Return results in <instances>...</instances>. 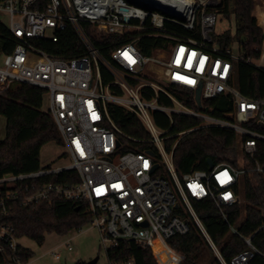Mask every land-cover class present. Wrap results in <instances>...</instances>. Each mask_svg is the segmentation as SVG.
I'll return each mask as SVG.
<instances>
[{"label": "built area", "instance_id": "built-area-1", "mask_svg": "<svg viewBox=\"0 0 264 264\" xmlns=\"http://www.w3.org/2000/svg\"><path fill=\"white\" fill-rule=\"evenodd\" d=\"M165 11L147 0H2L0 13L8 16V35L0 41V90L15 85H31L44 90L43 99L58 129L64 148V165H47L30 173L0 176V216L10 217L13 206L30 207L53 199L77 201L86 206L87 222L96 228L104 248L121 242L152 247L155 240L165 243L176 235L187 234L194 222L205 236L221 264H248L255 256L264 255L243 238L246 249L229 262L210 240L198 218L191 200H210L226 219L225 209L239 201L236 191L243 175L254 171L264 175V167L255 158L257 142L264 143V98L243 96L233 80L234 57L214 36L217 15L207 10L208 0L176 1ZM264 34V6L255 17ZM149 21L153 36L169 40L164 49L144 56L135 45L138 38L119 45L109 58L102 55L86 34L82 23H93L108 33H122L137 23ZM171 24L186 33L165 31ZM72 27L85 53L66 58L37 48L35 40L58 41V33ZM12 40L10 52L5 53ZM157 51L164 55L158 56ZM247 62L264 69V52L257 60ZM160 71L156 74L155 69ZM104 69L112 78L104 83ZM119 87L121 93L111 89ZM175 85L195 93L200 89L198 109L190 108L168 91ZM151 89L152 100L142 96ZM159 93L172 102L171 107L159 105ZM223 97L232 105L224 118L213 115L214 107L204 110L203 101ZM120 106L134 114L145 125L150 138L143 142L155 147L143 151L119 150L117 133L108 105ZM168 117L181 115L201 121L203 127H219L232 131L239 150L254 163L252 168L234 167L229 163L213 165L212 169L194 170L178 175L172 154L178 140L194 129L167 135L158 130L153 112ZM112 128H110V127ZM259 129V130H258ZM176 141L170 151L167 139ZM151 151L153 154H149ZM76 171L79 181L72 185L44 183L36 180ZM168 171L167 176L164 171ZM33 182V183H31ZM178 212V213H177ZM237 234L235 229H232ZM18 238L9 222L0 224V259L3 264H27L17 254ZM69 243V240L66 241ZM71 248L68 247V250ZM56 259L59 254L52 252ZM131 264V262L122 263Z\"/></svg>", "mask_w": 264, "mask_h": 264}, {"label": "trees", "instance_id": "trees-1", "mask_svg": "<svg viewBox=\"0 0 264 264\" xmlns=\"http://www.w3.org/2000/svg\"><path fill=\"white\" fill-rule=\"evenodd\" d=\"M209 2L216 4L209 3L207 10L213 11L217 16L229 18L230 14L234 15L235 37L241 39L239 49L240 57L243 58L234 63V84L247 98H264V69L246 61L257 60L264 48V34L253 16L255 0H211ZM133 24L134 27L117 34L108 33L103 27L93 23H82V26L106 58H109L111 51L116 47L134 38H138L135 45L144 56H151L156 50L164 49V44L169 42L164 37L153 36L149 21H146L143 27H139L136 22ZM165 28V31L186 33L183 29L171 24H166ZM7 33L6 26L0 21V41L7 38ZM219 37L223 47L231 44L232 37L229 31L223 32ZM32 43L47 53L66 58L85 53V48L72 27L60 31L57 42L35 40ZM14 44L15 41L12 40L8 49L4 48L3 51L10 52ZM102 76L104 83L112 80L104 69H102ZM111 89L121 93L116 85H111ZM167 91L186 106L198 109L192 91L175 85H169ZM43 94V89L31 85H15L0 90V116L5 119V137L0 140V176L37 171L41 167L42 147L50 142L62 145L52 116L42 110ZM142 96L146 100H152L155 95L151 89L145 88L142 90ZM157 103L166 107L173 105V102L162 93L158 94ZM202 107L204 110L214 107L213 115L218 118H224L232 111L231 103L223 97L203 101ZM108 113L120 132L117 133V141L121 152L143 151L148 148L156 152L155 147L143 142L150 138V134L136 114L113 104L108 105ZM152 120L158 129L168 131L167 135L194 129L183 135L174 147L172 162L178 175L194 170L207 171L208 159L213 165L229 163L237 168L254 166V163L239 150L238 139L228 129L219 127L196 129L201 124L198 119L181 115L168 117L156 111L152 113ZM175 141V138L167 139L165 149L170 151ZM255 158L264 167L263 142H257ZM36 181L35 183L42 181L72 185L77 183L79 178L76 171L68 170ZM241 183L242 188L238 187L236 191L238 196L242 193L243 201H238L225 209L226 219L221 216L212 201L191 200L210 240L219 249L225 262H229L232 257L246 249L242 237L251 238L253 245L264 255V175L249 171L243 175ZM86 214V206L81 202L53 199L30 207L16 204L9 218L4 219L0 216V224L11 223L16 229L18 239L26 237L41 245L47 234L65 236L73 230H80L88 221ZM232 229H235L237 234H234ZM166 244L183 259L180 261V257L159 240L152 243L153 252L149 246L120 241L117 246L106 250L107 264L127 262L131 264H198L204 259L205 253L211 257L209 264H221L194 222L190 223L187 234L173 236L166 241ZM17 254L26 263L33 256L31 250L21 245L18 247ZM3 263L4 260L0 259V264ZM248 264H264V257L257 255Z\"/></svg>", "mask_w": 264, "mask_h": 264}, {"label": "rangeland", "instance_id": "rangeland-1", "mask_svg": "<svg viewBox=\"0 0 264 264\" xmlns=\"http://www.w3.org/2000/svg\"><path fill=\"white\" fill-rule=\"evenodd\" d=\"M209 1L211 0H208V3H215ZM261 7L262 0H255V9L253 12L254 17H256L257 10ZM0 21L4 25H7L9 23L8 16L4 13H0ZM234 24L235 22L233 14H230L229 18L217 16V22L214 27V36L219 37L223 32L229 31L232 37L230 50L232 52V55L236 58L240 56L239 44L241 42V39H237L235 37ZM156 74L159 73L156 72ZM42 110H47V101L45 98L42 101ZM4 137L5 119L3 116H0V140H3ZM63 153L64 148L62 145L58 144L57 142L47 143L42 147L40 151V166L45 167L49 164L54 166L67 164L69 161L67 159H64ZM164 173L169 176L168 171L165 170ZM240 188H242V183L240 184ZM239 201H243L242 193L239 194ZM67 240H69L68 244L66 243ZM18 243L21 246L31 250L33 253V256L29 259L27 264H75L77 262L87 264L95 258H97L96 264H107L106 249L100 241L99 233L97 229L92 227L88 222L80 230H73L65 236H59L54 233L47 234L45 235V240L41 245H38L37 243L26 237L19 239ZM163 244L170 248L166 244V242ZM68 247H70L71 249L68 250ZM52 252H54L55 254H59V258L56 259ZM173 252L176 253L175 251ZM177 255L180 257L181 261L183 257L179 254ZM214 255L217 257L215 251ZM210 262L211 257L207 253H205L204 259L202 260V262L199 261L198 264H209Z\"/></svg>", "mask_w": 264, "mask_h": 264}, {"label": "bare ground", "instance_id": "bare-ground-1", "mask_svg": "<svg viewBox=\"0 0 264 264\" xmlns=\"http://www.w3.org/2000/svg\"><path fill=\"white\" fill-rule=\"evenodd\" d=\"M147 1H149L152 5H155L157 8H160V9L165 10V11H171L172 7H174L176 5V3H177L176 1H178V0H147ZM181 1L183 3H189V1H191V0H181ZM157 55L162 56V55H164V53L162 51L161 52L157 51ZM149 67L151 69H156L152 65H149ZM157 69L155 71H157V72L160 71Z\"/></svg>", "mask_w": 264, "mask_h": 264}, {"label": "water", "instance_id": "water-1", "mask_svg": "<svg viewBox=\"0 0 264 264\" xmlns=\"http://www.w3.org/2000/svg\"><path fill=\"white\" fill-rule=\"evenodd\" d=\"M149 6H155V5H152V4H149ZM194 99H195V102L199 105L200 104V89H197L194 93ZM149 154H153L151 151H149ZM208 169H212L213 168V163L210 159H208ZM96 261H97V258H95L94 260L88 262L87 264H96Z\"/></svg>", "mask_w": 264, "mask_h": 264}, {"label": "crops", "instance_id": "crops-1", "mask_svg": "<svg viewBox=\"0 0 264 264\" xmlns=\"http://www.w3.org/2000/svg\"><path fill=\"white\" fill-rule=\"evenodd\" d=\"M263 3H264V0H262V7L257 10L256 17H259V14L261 15V10L263 9V6H264Z\"/></svg>", "mask_w": 264, "mask_h": 264}]
</instances>
